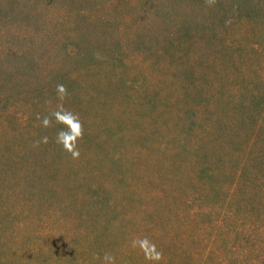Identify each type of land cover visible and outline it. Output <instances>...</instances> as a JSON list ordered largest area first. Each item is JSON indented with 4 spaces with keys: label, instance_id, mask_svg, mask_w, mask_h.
Returning <instances> with one entry per match:
<instances>
[{
    "label": "rangeland",
    "instance_id": "1",
    "mask_svg": "<svg viewBox=\"0 0 264 264\" xmlns=\"http://www.w3.org/2000/svg\"><path fill=\"white\" fill-rule=\"evenodd\" d=\"M98 3L34 30L19 88H0V264H151L134 236L160 264H264V56ZM59 83L83 122L75 160L55 142L64 126L36 118Z\"/></svg>",
    "mask_w": 264,
    "mask_h": 264
},
{
    "label": "trees",
    "instance_id": "2",
    "mask_svg": "<svg viewBox=\"0 0 264 264\" xmlns=\"http://www.w3.org/2000/svg\"><path fill=\"white\" fill-rule=\"evenodd\" d=\"M99 1L107 4L117 0H0V88L7 94H13L19 88L18 83L13 81L20 69L18 60L30 57L32 62L37 53V48H33L40 37L33 34L34 30L49 32L72 11L100 8ZM120 2L124 3L122 10H133L140 17H149L148 28H145L148 31L152 29L149 24L154 15L164 20L165 24H170L173 30L171 34L187 38L193 37L192 32L202 31L204 41L210 47L231 35L233 41L237 39L238 55L246 63L251 57L257 59L260 55L264 56V0H214L212 4L206 0ZM53 13L59 17L52 18ZM17 25L21 29L19 32L2 36V28ZM222 54V59L229 56L225 52ZM215 58L219 59L218 56Z\"/></svg>",
    "mask_w": 264,
    "mask_h": 264
},
{
    "label": "clouds",
    "instance_id": "3",
    "mask_svg": "<svg viewBox=\"0 0 264 264\" xmlns=\"http://www.w3.org/2000/svg\"><path fill=\"white\" fill-rule=\"evenodd\" d=\"M208 4L214 3V0H206ZM99 58V56H97ZM58 103L55 109H52L48 115L41 117L38 113L36 118L39 120L40 126L47 129L55 124L63 125L55 137V142L62 146L63 150L68 152L72 159H79L81 153L79 151L78 142L84 137V127L79 115L65 108V101L69 97V92L63 83H59L55 88ZM51 103V101H48ZM49 137L47 135L33 142V147H39L41 143L47 144ZM132 249H138L144 256V259L151 264H160L164 259V254L157 248V245L147 237L134 236L130 241ZM95 258L101 261V264H117V258L109 251H105L103 255L96 254Z\"/></svg>",
    "mask_w": 264,
    "mask_h": 264
}]
</instances>
